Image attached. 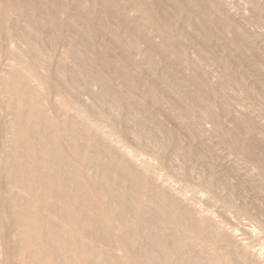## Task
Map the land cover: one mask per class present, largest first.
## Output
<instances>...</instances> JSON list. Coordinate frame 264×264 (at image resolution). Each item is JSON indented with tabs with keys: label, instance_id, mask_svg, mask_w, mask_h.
Masks as SVG:
<instances>
[{
	"label": "bare ground",
	"instance_id": "obj_1",
	"mask_svg": "<svg viewBox=\"0 0 264 264\" xmlns=\"http://www.w3.org/2000/svg\"><path fill=\"white\" fill-rule=\"evenodd\" d=\"M60 1L0 0V264H259L246 243L248 239H235L226 216L216 219L217 216L209 215L211 211L201 212L193 198L186 197L184 201L181 197L186 195L179 197L168 191L171 188L165 189L160 182H164V174L145 158L139 161L142 148H134L124 139L130 134L142 145H151L158 166L169 165L183 178L192 180L189 187L206 191L210 202L222 201L224 212L236 208L248 213L245 205L215 186V166L208 156L174 137L170 140L161 123L154 121L157 127L147 125L157 111L134 100L138 85L127 68L135 63L132 56L137 55L150 70L155 66L153 48L145 54L141 47V43L154 47L142 29V24L150 21L158 22L160 34L165 33L163 51L167 46L182 56L188 53L167 35L177 20L181 37L187 33L186 25H193L198 34L206 37L193 39L206 53L222 60L217 50L208 46V41L217 35L211 19L205 16L213 7L207 0H153L160 9L153 16L140 0H73L77 11L66 21L72 27V39L61 50V64H57L53 74L58 83L50 90L47 84L53 78L49 75L52 70L45 45L54 47L60 39L63 23L55 9ZM169 6L175 9L174 13ZM195 7L200 9V16L192 14ZM133 10L142 13L137 30L125 16ZM83 13L86 23L80 24L81 28L73 26ZM22 18L25 25H20ZM107 23L112 24L114 44L122 48L123 62H114L106 53L91 56L94 37L103 33L102 27ZM40 26L52 30L40 38ZM219 27L218 33L229 31ZM79 38H83L84 48L73 41ZM234 40L249 51L254 50L252 44H245L237 35ZM94 59L103 60L106 68H112L124 87L115 89L102 71L96 70ZM68 60L75 64L71 69L63 63ZM261 61L259 56L260 64ZM192 66L196 69L194 62ZM227 69L236 74V69ZM9 76L13 81H9ZM205 77L197 70L194 81L207 85ZM62 79H69V86H64ZM92 79L100 84L97 92V88H92ZM145 87L147 98L171 102L159 96L155 84ZM51 94L54 104L49 100ZM186 94L219 130L214 110L203 94ZM244 122L238 121L236 128L244 129ZM235 131L224 140L225 145H231V151L234 149L239 155L248 152L264 168V159L255 156L254 149H247ZM168 142L173 143L169 160L165 157ZM175 160L196 165L183 170V166L173 163ZM260 172L264 188V170ZM260 228L264 232L263 226Z\"/></svg>",
	"mask_w": 264,
	"mask_h": 264
},
{
	"label": "rangeland",
	"instance_id": "obj_2",
	"mask_svg": "<svg viewBox=\"0 0 264 264\" xmlns=\"http://www.w3.org/2000/svg\"><path fill=\"white\" fill-rule=\"evenodd\" d=\"M207 2L210 7H213V10H210L205 16L211 19L210 24H212L217 31V35L213 36L208 41V46L215 48L219 55L222 56V60L219 61V59L211 56L209 52L206 53L199 42L193 39L196 36L201 39L206 38L198 34L194 30L193 25H186L187 33L185 37H181L178 34L180 25H177V20L175 25L172 24V27L168 29L167 35L173 37L176 42H179L182 47H185L188 53L182 56L178 52L175 51V53L170 50L167 46L166 51H163V35H165V33L160 34L161 25H159L158 22L154 23L150 21L146 24H142L144 25L142 29L151 38L154 47H149L147 43H141V47L145 54L149 52L150 48H153L152 53H154V59H157L155 60L157 63L155 62L154 68L150 70L147 64H142L139 61L140 56L137 55L132 56L136 64L132 62V64L127 65V68H129L128 71L131 78L138 85V91L134 94V100H138L139 104L142 102L140 105L143 104L142 107L148 110L153 109L157 111L154 120L148 121L147 125L157 127L158 124L154 121L161 123L162 126L166 128L165 130L168 131L169 139L174 137L187 147L193 148L194 150L197 149L205 156H208L206 158L215 166V173L213 175L214 179L217 181L215 186L221 189L222 193L231 194L238 204L245 205L248 213H241L235 210L236 208L224 212L222 201L218 203L213 201L210 202L208 201V193L206 191H201L199 188L195 190V188L189 187L192 180L183 178V174H177L169 165L164 167L158 166L159 160L153 153L151 145H142L134 140L133 135L131 136L130 134H126L124 139H126V143L134 148H142L143 154L141 155L144 156L142 157L139 155L137 158L139 161L148 160L158 172L164 174L163 177H165V180L162 178L164 182L162 180L160 182L164 185L165 189L171 188L167 190L171 191L174 195L177 194L176 196L179 197H181V195H186L185 197H181L183 200L186 197L193 198L195 200L194 204L201 209V212L209 213L208 211H211L212 213H209V215L212 214V217L217 216L218 218L215 217L216 219L226 216L227 221L230 222L233 226L232 228H234L233 232L236 237L235 239L241 242L248 239L247 241L249 242L246 241V243L250 244V250L256 258V261H258L259 264H264V232H262L260 228L262 226L264 228V188L260 175V171L264 170V168H261L248 152L246 153L247 155H239L233 148L234 151H231V145L227 146L224 142V140L229 139L231 132L236 130L237 133L236 131L235 133L241 137L247 149H254L255 156H260L264 159V89L261 88V85L264 86V0H207ZM140 3L147 8L149 7L153 16H157L158 12L160 13V9L153 5V0H140ZM75 6L73 0H61L58 7L55 6V9L58 10L57 14L60 17V23H63V25L58 44L54 47L45 45L50 56V67L52 70L49 75L53 78V80L47 84L50 90H54L58 83L56 79L57 76H53V74L57 64H61V50L72 39V27L66 25V21L76 13L77 9ZM155 7L158 9L156 10ZM168 9L173 13L175 12L172 6H169ZM183 12H185V10ZM193 13L194 17L201 15V11L198 7L194 8L192 14ZM141 15V12L135 10L131 11V13L127 11V14H125L126 17L130 18L131 25L136 28V30L139 27V23H141ZM14 16V18L17 17L16 14ZM84 18L85 13L81 15V20L78 21L79 23L75 22L73 26L81 28V25H84L87 21L86 18ZM81 21L83 22L80 23ZM25 23L26 21L24 22L23 18L20 19V25H25ZM110 25L112 24L107 23L105 27H102L104 28L101 30L103 33H99L94 37L93 43L95 49L91 56L94 57L100 53H106L105 55H107V57L111 58L114 62L120 63L121 61L123 62L122 48L121 46H119L120 48L118 47L119 44H117V46L114 44V33L111 31ZM216 25H222L229 31L227 33H218L221 31L219 30L220 27ZM232 26L234 28H232ZM40 28V38H44V36L49 34L52 30V27L40 26ZM236 28H239V30ZM235 29L238 30L237 33H239L240 37H238L239 35L236 33ZM231 33L233 34L231 38L227 37L230 36ZM84 34L86 35V33ZM236 35L237 38L245 42V44H252L254 50L249 51L244 44L239 45L238 41L234 40ZM190 37L192 39H190ZM73 41H75L78 47L84 48L85 44L83 38ZM196 42H198L197 45H195ZM203 55L207 57L204 58ZM259 56L262 57V64L258 62ZM26 61H29L27 57ZM192 62L196 65V69L200 73H203L204 77L207 76L205 77V79L209 81H207V85L195 83L194 80L197 77V70L192 66ZM228 62L230 64H228ZM63 63L66 64L68 69L73 68L75 65L69 60ZM225 63L227 64L225 65ZM94 64L96 70L98 68L100 73L102 71L103 77L108 80L115 89L119 90V88L124 87L122 79L117 76L112 68H106L103 64V60L94 59ZM230 65L233 66L231 67ZM226 66L227 68L236 69V74H231ZM8 79L9 81H13V78L10 76ZM177 80L179 82H177L176 85L175 81ZM61 81L64 86H69L71 83L69 79H62ZM91 81L95 83L93 84L92 82L93 86L91 85L93 90L97 88L95 91H99L101 89L100 84L96 82L95 79ZM150 83L155 84L159 96H163L169 99V101L171 100V102L169 103L167 101L166 103L165 100L160 102L147 98L145 96V86ZM250 90L255 91L256 94L253 95ZM72 91H76V89H72ZM187 91L193 94H203V97L211 104L214 110L219 130H215L212 121L206 118L203 113L199 111L200 109L192 104L191 99L186 94ZM89 99L90 98H88V101ZM149 99L151 101H149ZM49 100L51 104H54V101L51 102L52 94ZM91 100L93 99L91 98ZM166 105H168V107ZM57 107L59 108V106ZM70 112L73 114L74 110ZM242 120H244V124H246L244 125V129L236 128L237 122ZM248 120L250 121L248 122ZM121 122H123V120ZM201 122L204 124H201ZM120 124L122 125L123 123ZM109 129L110 127L106 124V130ZM221 134L224 137H221ZM168 143L170 146L166 149L165 157L169 160L173 143ZM257 152L259 154H257ZM217 153H220V155ZM177 161L175 160L176 163H173L175 165L178 164L177 166H183V170L189 169V165H196V162L191 163V161H189L190 164H182V161H179L180 163ZM184 201H186V199ZM204 208L208 210L205 211ZM218 214H220L221 217L220 215L218 216ZM256 224L257 226L254 227Z\"/></svg>",
	"mask_w": 264,
	"mask_h": 264
}]
</instances>
